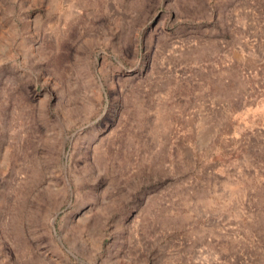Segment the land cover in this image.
I'll return each mask as SVG.
<instances>
[{"label": "rangeland", "instance_id": "rangeland-1", "mask_svg": "<svg viewBox=\"0 0 264 264\" xmlns=\"http://www.w3.org/2000/svg\"><path fill=\"white\" fill-rule=\"evenodd\" d=\"M0 264H264V0H0Z\"/></svg>", "mask_w": 264, "mask_h": 264}]
</instances>
